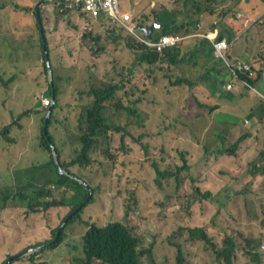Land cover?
Instances as JSON below:
<instances>
[{
  "label": "trees",
  "instance_id": "trees-1",
  "mask_svg": "<svg viewBox=\"0 0 264 264\" xmlns=\"http://www.w3.org/2000/svg\"><path fill=\"white\" fill-rule=\"evenodd\" d=\"M187 1L189 0L181 1L180 4L179 0L175 1V9L170 10L166 5L155 8V11L151 10L150 13L136 9L132 21L147 36L143 30L152 23L156 12L159 21L167 24L156 38L154 33V39L158 40L166 34L179 35L191 31V25L197 26L195 25L196 20L200 21L206 14L222 16L220 19L211 18L208 20L206 22L207 29L201 23L200 26L206 32L219 31L218 39L228 35L232 44L235 37L242 33L243 46L241 49L244 50L242 53L244 56L238 58L234 56L235 51H233L230 58L231 60L243 59L252 65L255 71L252 76L241 75V79L246 82H242L243 86L246 89L255 87L260 93H263L264 58L258 60L256 55L253 56L251 53L260 43H262L261 49H264V0H240L234 8L221 6L226 8L221 10L213 4L203 8L199 2L194 4L198 9L197 16L191 14L187 8ZM258 1L257 6L251 7ZM13 7L32 14L33 19L37 20L35 4L22 1V3H15ZM77 11H79L78 15H82L90 23L94 21L92 13L81 9ZM163 11H170V13H163ZM172 12L176 15L181 13L183 20L179 23L161 20L164 14L169 16ZM101 13L105 14L106 12L101 11ZM230 13L241 14L236 17L237 21H240V23L236 22L237 27L230 26L229 24H233V22L224 19V17L228 18ZM70 18L69 24L73 26L75 35L64 34L63 39L69 40L70 44L72 40H77L75 48L80 47L82 52L85 48H89L92 54L107 50V40L94 30L95 27L83 30L80 28V22L75 24ZM37 25L38 37L34 34L22 36L23 45L20 43L24 57L21 54L20 61L25 64V58H27L33 63L41 58L48 75L50 66L43 50L38 21ZM107 31L112 39H123V45L137 53L136 62L138 64L147 63L157 66L161 63L159 67L162 69V76L167 81L169 88L165 89L166 94H164L161 78L153 74L144 81V87L136 89L134 80L127 81L132 78L126 77L127 74L124 71L126 64L109 72V76L101 78L89 64H86V57H84L85 59L81 58L77 63L71 60L68 62L60 60L56 63V60H51L54 82L47 76V95L55 94L57 103L54 105L47 124L48 131L46 132L47 114L38 120L36 129L37 133H40V153L47 152L48 156L45 159L36 160L31 165L13 166L0 170V211L8 213L3 223V228L8 229L13 222V218H11L13 205L11 203L14 201L23 203L28 208L29 214L46 211L52 207H69L70 212L65 217L69 220L61 230L57 241L41 252L14 259L10 264H52L53 261L51 258H47L48 255L54 256L57 260L62 256L60 261L62 264H165L166 261H169V264H235L236 259L239 258L238 252H242L245 257L241 264H263L264 251L261 248L264 244L263 210L258 209L261 221L252 223L249 211L244 212L242 207L248 209V204H250L251 210L254 212L255 204H259V202L245 197L242 204L237 203L236 198L240 199L242 190L236 184L242 179L252 185L258 175H264V142L257 143L258 137L257 144L255 143L256 145L254 144L249 150L254 152L245 160L242 158L240 148L246 140V135L228 147V144L224 143L221 148L208 150L197 159L194 158L193 150L190 151L179 144L176 148L170 147L169 149L164 145H157L155 150H152L151 141L147 144L140 141L143 136L155 139L156 133L147 129L149 124L157 127L158 131L156 132L159 135L173 136V126L178 124V115L185 114L187 116L191 106L193 108L208 107L210 104H204V100L207 101L206 98L213 101L215 97L226 95L228 93L226 90L228 75L232 74L231 68L222 58L217 57L214 43L205 36L196 40L191 48L178 41L164 50L158 51L155 47L140 41L124 25L112 22V19L109 20ZM102 39L105 41L101 42ZM48 43H50L49 38ZM14 50L19 52L16 47ZM49 52L51 54L50 48ZM71 53L74 54V51L71 50ZM119 72H123L121 77L118 75ZM20 74H22L20 70L15 71L8 80L3 79V83L9 86L11 82L22 77ZM63 89H66L67 101L75 103L63 105L61 102ZM137 90H140L138 97L135 94ZM193 99L194 102H192ZM261 101L264 102L262 98ZM71 104L82 106L76 127L78 130L76 143L73 141L75 137L73 139L69 133L58 132V124L62 123L60 117L58 118V113L60 111H63L62 113L69 112ZM43 109L44 107L41 109L36 107L35 110H24L17 117L12 116L13 121L10 123L5 126L0 125V137L4 136L9 149L12 148L13 142L18 140L11 130L14 124L25 126L21 122L26 119L25 117L41 113ZM168 112H171L172 115ZM123 113L128 115V123H120L118 120V116ZM145 115L147 119L143 127L138 117ZM201 118L198 113L192 117L194 122H198ZM134 125L142 126L145 131L136 135ZM162 127L164 128L161 129ZM167 131L169 132L166 133ZM118 139L120 145L117 144ZM129 140L141 142L139 145L145 160L143 162L140 158L138 160L142 167L148 168L153 164L159 178L157 180L161 185H163L162 179L176 178L178 189L173 194L162 198L161 201L153 200L146 206L136 204L140 198L138 178L131 170L133 177L130 178L124 190L130 192L132 197L124 198L123 218L117 221L109 220L105 223H99L98 218L95 221L86 219L85 213L83 216L82 213L97 200L98 189L105 181L101 175L94 172L102 170L104 174H108L117 169L120 163L128 166L135 162L126 163V158L123 156L132 151L128 144ZM54 146L60 164L66 170L71 171L75 177L65 175L60 171L53 153ZM174 151L178 152V156L174 154ZM184 169L186 173L182 172ZM78 178L90 183L94 194L87 204L69 218L88 197V189ZM134 182L136 183L134 184ZM52 188L64 190L63 197L59 199L54 196L56 191ZM256 191L257 198L264 194L259 189ZM230 194L234 198L226 197ZM184 195L188 196L191 201L192 199L198 200L204 211H211L213 205L214 211L223 212L225 209L230 213L231 218L227 229L229 234L219 235L223 242L222 245L215 241L214 236L223 230L218 229L217 232L213 226L179 224L174 231L169 234L165 233L166 228L170 225L168 219L164 220V216H171L168 212L171 211L172 201L176 200L178 196L182 198ZM261 205L264 209V202ZM160 213L163 214L162 223L158 216ZM80 218L83 222H89V228L83 236L82 254L72 251L71 253L65 249L66 227L79 221ZM257 227L259 228L256 231ZM59 229L60 226L53 230L52 237L30 243L24 250L29 246L37 247L50 243L57 236ZM243 236L247 241L243 246L244 250L239 248L237 243V238ZM51 252L53 253L50 254ZM9 256L4 259L0 256V259H3L0 264H6ZM211 256L214 259H210Z\"/></svg>",
  "mask_w": 264,
  "mask_h": 264
},
{
  "label": "rangeland",
  "instance_id": "rangeland-1",
  "mask_svg": "<svg viewBox=\"0 0 264 264\" xmlns=\"http://www.w3.org/2000/svg\"><path fill=\"white\" fill-rule=\"evenodd\" d=\"M22 1L36 5L41 0H0V125L3 126L13 121L12 116L17 117V115L24 110H35L36 107L41 109L43 107V103H41L40 98L42 96H48L47 76L51 79L50 74L48 73L47 75L45 72V67L41 58L35 60L33 63L28 61L27 58H25V64L20 61L23 45L21 41L22 36L33 34L37 37L39 36L37 20L33 19L34 16L32 14L20 11V8L14 9L13 7L15 3H22ZM175 1L177 0H121L124 10H128L129 12L132 11L133 13L136 11V9L144 10L146 13H150L151 10H154L153 7L156 4L157 5L155 8H161L168 4L166 6L169 10L175 9ZM181 1L186 2V0H179V4ZM233 1L234 0H189L187 1V8L190 10L191 14L197 16L196 12L198 9L194 6V4L200 2L203 8L213 4L218 6V9L221 10L226 9L225 7L221 6H228L233 3ZM44 9L46 13L50 15V18L47 19L44 14V27L47 39L49 38L50 40L49 48L51 50L50 56L52 61L56 60V63H58L60 60L66 62L71 60L72 62L77 63L81 58L85 59L84 57H86V64H89L101 78L109 76V72L121 67L123 64H126L124 66V71H126L127 74L126 77L132 78L127 81L134 80L133 82L136 85V89L144 87V81L148 80L151 75L154 74L155 76L161 78V86L163 87L162 92L166 94L165 89L169 88V85L162 76L163 72L159 67L161 63L157 64V66H155V64L147 63L138 64L136 62L137 53H134L128 47L123 45V39L119 38L114 40L108 35L107 27L109 26V20L111 19L110 14H103L99 12L96 15L99 20H94L91 23L82 15L73 14V17L70 18L75 24H77L76 22H80L82 26L81 22H83V25L87 28H89V26L90 29L95 27L94 30L97 33L102 34L107 40V50L92 54V51L89 48H85L83 52L80 47L75 48L77 40H72L70 44L69 40L62 38L64 34L67 36H74L75 30L73 29L72 25L66 22L65 15L58 16L57 11L53 8V2L47 4ZM166 12L170 13V11H163V13ZM238 14L239 13H230V21L240 23V21L234 20ZM220 17L222 16H212V14L209 13L204 15L200 21L196 20L195 25L201 23L205 29H207L206 22L208 20L211 18L220 19ZM161 20H171L174 22L177 21L179 23L183 20V16L181 13L176 15L172 12V14L169 16L164 14ZM81 26L80 28L84 30L83 26ZM154 33L156 38V36L162 33V29L157 28ZM40 35L42 36L41 29ZM105 39H102L101 42H104ZM194 42L195 40H191V42L185 43V45L191 48L193 47ZM15 47L19 52L14 50ZM261 47L262 43L253 49L251 53L253 56L256 55L258 60L264 58V49H261ZM71 50L74 51V54L71 53ZM22 56L24 57V54H22ZM245 62L248 61L245 60ZM18 70L22 72V74H20L22 77L11 82L9 86H6L3 83V79L8 80L12 73ZM133 71L134 73L132 74ZM122 73L123 72H119L118 75L121 77ZM249 90L251 91L248 92V94L251 97H255L256 99H259V97L264 98V94H260V92L255 87H251ZM135 94L136 97H138L140 90H137ZM61 98V102L64 106L68 105H66V103H75L72 101V96V102L67 101L66 89L62 90ZM239 99H241V97ZM192 102H194V99ZM224 103V101L219 102L220 106L222 107L219 111L217 109L214 110L213 108H217L218 106H212L211 104V106L208 105L206 108H193L191 106L190 112L187 116L185 114L178 115V124L173 126V136L169 135L168 137H164L163 135H159L156 132L158 131L157 127L149 124L147 125V129L152 133H156L155 139L143 136L141 137L140 141L145 144L151 141L152 150H155L157 145H164V147L169 149L170 147L176 148V146L179 144L190 151L193 150L192 153L194 154V158L197 159V157L199 158L206 151L219 148L223 143V139L215 137L217 132L215 122L205 125V121L212 119L216 121V118L223 117L229 118L230 113L227 110L233 111L234 109L230 107H238L235 103H233L234 105H228L225 108ZM204 104H207V102L204 101ZM81 109L82 106H74L71 104L69 112L64 111V113H62L63 111H60L58 113V118L60 117L59 119L62 121V123L58 124L60 129H58V132L60 133L61 131H64L62 132L63 134L69 133L72 135L73 139L75 137V140H73L74 142L77 141L78 137V130L76 127L78 125V117L81 113ZM195 113H198L202 117L196 124L192 119ZM213 113L216 118L211 115ZM45 114H47V109L41 110V113H34L30 117H25L26 119L21 121L25 124V126H20L18 123L14 124L11 130L15 138L17 137L18 140L13 142L12 148L9 149L7 147L4 136L0 137V149H2V151H0V170H4L7 167L13 166L20 167L31 165L36 160L45 159V157L48 156L47 152L40 153V133H37L36 130L38 126V120L41 119ZM168 114L172 115L171 112H168ZM138 119L141 125L144 127L147 116L145 115L144 117H138ZM118 120L120 123H128L129 117L126 113H123L118 116ZM238 120L243 123L244 118ZM142 126L134 125V132L136 135H139L141 132L145 131V128ZM163 128L164 127L161 129ZM247 130L248 129H244L239 124L233 125L231 128L224 130L223 133H226L233 141H237L247 132ZM168 132L169 131L166 133ZM214 140H216L215 143L217 144L215 147L213 145ZM226 141L228 144L230 143L227 137ZM252 141H255V138ZM141 142L138 140H129L128 144L132 151H129L123 155L126 158V163L135 161L134 163H130L128 166L122 165L124 163H120L121 165L119 164L117 169H114L108 174H104V171L102 170H96V172H94L95 174L101 175L105 181L102 183L101 188L98 189L97 200L91 203L83 211L82 216L85 213V218L88 220L90 219L91 221L92 219L95 221L98 218L99 223H105L109 220H121L124 216V198L130 199L132 197L130 192L124 190L126 185L129 183L128 181L130 178L133 177L132 171L135 173V177L138 178L137 180L139 185L138 194L140 198L136 204L146 206L153 200L161 201L162 198L173 194L174 191L178 189V182L176 181V178L173 177L170 179H162L163 185H161L157 180L159 178L155 168L153 167V164H151L148 168L142 167L141 162L138 160L139 158L142 162L145 160V157L142 156L143 153L141 152L139 145ZM259 142H264V125L261 126L259 141L257 143ZM232 143L233 142H231V144ZM117 144L120 145L119 139ZM243 150H246V148L241 147L240 149V152L246 158H249L254 152ZM174 154L178 156L177 151H174ZM98 167H100L99 164ZM182 172L186 173V170L184 169ZM144 180L146 182H143ZM135 183L136 182H134V184ZM243 185L244 183L241 181L236 184L237 187H241ZM257 188L264 191V176L259 177ZM52 189L56 191L54 196L59 199L63 197L64 190H58L56 188ZM248 198H254V196L252 195ZM263 199L264 196L259 197V204H255L254 212H252L250 204H248V209L244 207L246 212L249 211V217L251 218L252 223L255 221H261V215L259 214L258 209L261 208L264 213V209L261 205V203L264 202ZM172 202L173 203L170 206L171 211L168 212L171 214V216H164V220L168 219V223L170 225L168 228H166L165 233L169 234V232L174 231L178 228L179 224H181L185 226H213L217 232L218 229L223 230L218 235L229 234V232H227V229L229 228V215L227 216L224 212L214 211L213 205L211 211H204L198 200L192 199L191 201L186 195H184L182 198L178 196L176 200ZM11 204L13 205L11 208V218H13V222L10 224V229L3 228L4 219L8 213L0 211V256H2L3 259L9 255L20 253L21 250H24L26 246L28 247L30 243H35L37 240L52 237L53 230L57 229L59 226L61 227L64 224L66 221L65 217L70 212L69 207H52L46 211L29 214L27 212L28 208L25 207L20 201H14ZM158 216L159 219L162 220V223L163 214L160 213ZM81 219L82 218H80V220L74 224H69L66 227L67 236L65 249L78 254H82L83 236L89 228V222H83ZM157 224L161 225L160 223ZM246 242L247 241L245 240L244 236L242 238H237L238 247L242 248V250L245 249L243 246ZM52 253L53 252L50 254ZM238 254L239 258L236 259V264H241L245 257L243 256L242 252H238ZM191 256L193 257L194 254ZM211 257L212 258L210 259H214L213 256ZM47 258L52 259V264H62L60 263L62 256H60L58 260L51 255H48ZM3 259H0V262ZM168 262L169 261H166L165 264H169Z\"/></svg>",
  "mask_w": 264,
  "mask_h": 264
},
{
  "label": "crops",
  "instance_id": "crops-1",
  "mask_svg": "<svg viewBox=\"0 0 264 264\" xmlns=\"http://www.w3.org/2000/svg\"><path fill=\"white\" fill-rule=\"evenodd\" d=\"M239 1L240 0H234L233 3H231L227 7L234 8L238 4ZM125 11H128V10H125ZM130 12H132V11H130ZM239 15H241V14H239ZM224 19L230 21V15H228V18L224 17ZM234 20L237 21L236 18ZM230 26L237 27V24H236V22H233V24H230ZM242 46H243V41H242L241 35L239 34L238 36L235 37L233 45L230 48L231 57H232L233 51H235L234 56H236L238 58H243L244 55L242 53L244 52V50L241 49ZM216 55H217V57H219V56L222 57L221 54H219L217 52H216ZM226 63H227V61H226ZM227 65H228V63H227ZM230 81L234 82L235 86H234L233 90H235V91H233V90L228 91V93L226 95L221 96V97H217V98L215 97L213 101L209 100L208 98H206L207 101H205V100L204 101L207 102L208 104H211L212 106H218V108H216L218 111L222 108L219 104V102H221V101L225 102L224 103L225 108L228 105H234L233 103H235L238 107H230V108L234 109L233 111L227 110L230 113L229 118H227V117L216 118L214 116V113L211 114V115H213L214 118H216V121L214 119L209 120V121H205V125L215 122V124H216L215 127L217 128V132H216L215 137L223 139V143L219 147V148H221L224 143L228 144L226 141V137H227L228 141H230V143L227 145V147L231 144V142H233V143L235 142L232 139H230L226 133H223V131L227 130L228 128H231L233 125H239L240 124L244 129H248L247 132L245 133L246 140L241 144V146L243 148H246V150H243V151H249L251 149V147L254 146V144L258 141L261 126L264 125V102L261 101V97H259V99H256L255 97H251L248 94V92H250L251 90L244 88V86L240 80H238V79L234 80V79H232V77L230 75H228L227 83ZM230 93H232V94H230ZM240 97H241V99H239ZM216 109H214V110H216ZM242 118H244L243 123L240 120H238V119H242ZM196 123L197 122H195V124ZM228 126H230V127H228ZM226 127H228V128H226ZM254 138H255V141H252ZM215 141L216 140L213 141L214 147L217 145L215 143ZM242 158L245 159L246 157H244L242 155ZM258 180H259V177H256L254 184L249 185L246 180L240 179V181L244 183L243 186L239 187V188H241L240 190H242L243 187H246L248 189V192L246 195L243 193H242V195H240L239 203L242 204L245 197L248 198L252 195L254 196V198H252V199H255L256 201L259 202V197L258 198L256 197V193H257L256 190H258V188H257ZM259 190L261 192H264L261 189H259ZM260 196H264V194H261ZM226 197H228V199L234 198L233 195H231V194L227 195ZM225 214L228 216L227 213H225Z\"/></svg>",
  "mask_w": 264,
  "mask_h": 264
},
{
  "label": "built area",
  "instance_id": "built-area-1",
  "mask_svg": "<svg viewBox=\"0 0 264 264\" xmlns=\"http://www.w3.org/2000/svg\"><path fill=\"white\" fill-rule=\"evenodd\" d=\"M65 5L70 8L81 7L83 10L92 11L94 14H98L100 11H105L113 17L121 22L124 26L127 27L130 31L135 33L140 41L143 43L155 47L158 51L164 50L166 47L174 44L178 38L172 35L166 34L161 36L158 40L154 39V37L145 36L138 25L132 21L133 13L129 11H125L121 0H63ZM61 4V1L59 2ZM145 31V29H144ZM217 52L224 57L231 67L232 72L235 75H238L239 72L253 75L254 69L252 65L248 62H244L241 60L231 61L228 59V43L225 40H222L216 44ZM235 84L229 83L227 88L232 90L234 89ZM47 102H51L50 99H47Z\"/></svg>",
  "mask_w": 264,
  "mask_h": 264
},
{
  "label": "clouds",
  "instance_id": "clouds-1",
  "mask_svg": "<svg viewBox=\"0 0 264 264\" xmlns=\"http://www.w3.org/2000/svg\"><path fill=\"white\" fill-rule=\"evenodd\" d=\"M42 1V0H41ZM61 1V4H59V2ZM40 2V1H39ZM38 2V3H39ZM50 2H53V8L57 11V14H58V16L59 15H65L66 16V22L67 23H69V18H70V15H71V17H73V14H75V15H78V13H79V11H77V10H79V9H81V10H83L81 7H77V8H70V7H68V6H66L65 5V3H64V1L63 0H46L45 1V3L41 6V17H42V24H43V27H44V14H45V16H46V18L47 19H49L50 18V15H48L47 13H46V11H45V9H44V7L47 5V4H49ZM37 3V4H38ZM36 4V5H37ZM259 4V1L257 2V3H255L253 6H251V7H255V6H257ZM157 5V4H156ZM156 5L153 7V12L155 11V7H156ZM167 5V4H166ZM86 11V10H85ZM88 12H90V13H92L93 14V17H94V20H99L98 18H97V16H96V14H94L92 11H88ZM101 12V11H100ZM35 13H36V7H35ZM107 13V12H106ZM105 13V14H106ZM133 13V12H132ZM109 14V13H108ZM155 14H156V12L154 13V16H155ZM156 16H157V14H156ZM36 17H37V15H36ZM158 18V17H157ZM111 19H112V22H114V23H116L117 25H123V24H121V22L120 21H118V20H116V19H113V17L111 16ZM159 20V19H158ZM38 21V20H37ZM154 21V20H153ZM152 21V22H153ZM160 22V21H159ZM82 23V26H83V28L84 29H86L87 27H85L84 25H83V22H81ZM160 23H165V22H160ZM151 24V23H150ZM166 24V23H165ZM178 24V23H177ZM176 24V25H177ZM167 25V24H166ZM230 25V24H229ZM90 27V26H89ZM139 27V26H138ZM125 28L127 29V27L125 26ZM140 28V27H139ZM40 29H41V25H40ZM162 29V28H161ZM44 30H45V27H44ZM128 31H130L129 29H127ZM141 30V29H140ZM144 31V30H143ZM131 33H133L132 31H130ZM142 32V31H141ZM244 32V31H243ZM218 33H219V31H214V32H206V31H204V29L202 28V26H200V23H198L197 24V26H192L191 25V31H189V32H186V33H184V34H179V35H173V34H169V35H172V36H174V37H177L178 38V40L175 42V43H177L178 41H180V42H183V43H189V42H191V40H195V42L194 43H196V40H198V39H200V37L201 36H205V37H207L209 40H211L213 43H214V45H215V49H216V52H217V47H216V44L218 43V42H220V41H222V40H225L227 43H228V45H229V47H228V54H227V57H228V59H230L231 60V58H230V48L232 47V42L229 40V38H228V35H225L222 39H218L217 38V35H218ZM46 34V33H45ZM134 35H136L135 33H133ZM242 34V33H241ZM240 34V35H241ZM154 35V34H153ZM137 36V35H136ZM46 38H47V36H46ZM47 41H48V39H47ZM42 43H43V41H42ZM174 43V44H175ZM193 43V44H194ZM48 47H49V43H48ZM43 50H44V48H43ZM45 52V51H44ZM50 53V52H49ZM218 53V52H217ZM51 57V56H50ZM220 57V56H219ZM220 58H222L225 62H226V59L224 58V57H220ZM237 60H241V61H244L245 62V60H243V59H237ZM231 61H235V60H231ZM249 63V62H248ZM230 67V66H229ZM231 68V67H230ZM231 71H232V69H231ZM254 73H255V71H254ZM241 75H249V74H245V73H241V72H239L238 73V75H235L233 72H232V74H230V76L232 77V79H234V80H240L241 82H243V83H246L245 82V80H242L241 79ZM249 76H252V75H249ZM229 83H234L233 81H230V82H228L227 83V86H228V84ZM242 83V84H243ZM227 86H226V90L227 91H232V90H230V89H228L227 88ZM251 88V87H250ZM261 94V93H260ZM264 94V93H263ZM55 95V94H54ZM54 95L52 96V95H48V96H42L40 99H41V103H43V107H44V109H48V111H47V115H48V112H49V108L53 105V109H54V105L57 103V96H56V102H54V100H53V97H54ZM39 99V100H40ZM47 99H50L51 100V102H47ZM263 100H264V98H262ZM245 135V134H244ZM243 135V136H244ZM242 147V146H241ZM241 149V148H240ZM260 176H264L263 174H261V175H258L257 177H260ZM252 190V189H251ZM247 192H248V189L246 188V187H243L242 188V193L243 194H247ZM249 199H252V198H249ZM236 201H237V203H239V198H236ZM239 204H241V203H239ZM242 210L245 212V210H244V208L242 207ZM224 213H227L228 215H229V218H231V215H230V213L227 211V210H225L224 209V211H223ZM67 220V219H66ZM69 220V219H68ZM254 220V219H253ZM257 220V219H256ZM68 222V221H67ZM66 222V223H67ZM65 223V222H64ZM65 223V224H66ZM253 223H258V221H255V222H253ZM65 226V225H64ZM63 226V227H64ZM259 227H257L255 230L257 231V229H258ZM63 229V228H62ZM248 231H251V230H248ZM253 231V230H252ZM61 233V232H60ZM214 238H215V241L217 242V243H219L220 245H222V243L223 242H221V238L219 237V235H216V236H214ZM46 244V243H45ZM48 247V246H47ZM46 247V248H47ZM261 248L263 249V251H264V244L261 246ZM24 251V250H23ZM22 252V251H21ZM10 256H12V255H10ZM9 256V257H10ZM236 264V263H235ZM264 264V263H263Z\"/></svg>",
  "mask_w": 264,
  "mask_h": 264
},
{
  "label": "water",
  "instance_id": "water-1",
  "mask_svg": "<svg viewBox=\"0 0 264 264\" xmlns=\"http://www.w3.org/2000/svg\"><path fill=\"white\" fill-rule=\"evenodd\" d=\"M46 0H42L40 1L37 5H36V15H37V20H38V23L41 25V34H42V41H43V48H44V51H45V56H46V60H47V63L48 65L50 66V77H51V80L52 82H54V79H53V70L51 68V57H50V53H49V47H48V41H47V38H46V34H45V30H44V27H43V24H42V17H41V6L45 3ZM166 26L165 23H160L156 14L154 16V21L148 26L145 28V32L147 34V36L149 37H153V34L155 32V30L157 28H164ZM53 100L54 102H56V96L54 95L53 97ZM53 111V105L49 108V112H48V115L46 117V125L48 124L49 120H50V117H51V113ZM48 131V125L46 126V132ZM53 153H54V157L60 167V171L65 174V175H68V176H72V177H75V175L71 172V171H68L66 170L65 168H63V166L60 164V161H59V158H58V154H57V151L55 150V146L53 147ZM79 181H81L85 186L86 188L88 189V197L85 199V201L83 203H81L80 207L76 209L75 212H73L69 218L73 217L76 212H78L80 210L81 207H83L85 204H87L93 197V189H92V186L85 180H83L82 178H78ZM68 221V219L65 221V223ZM64 223V224H65ZM64 224L60 227V229L58 230V234L57 236L55 237V239L53 241H51L50 243H46V244H43V245H40V246H37V247H30L20 253H17L15 255H12L8 258L6 264H10L14 259H18V258H22V257H25V256H29L31 254H34L36 252H39L41 250H43L44 248H46L47 246H49L50 244L54 243L55 241L58 240L59 238V235H60V232L64 226Z\"/></svg>",
  "mask_w": 264,
  "mask_h": 264
}]
</instances>
